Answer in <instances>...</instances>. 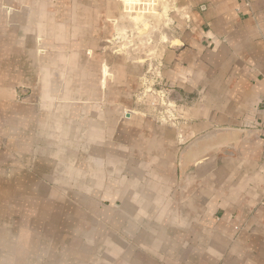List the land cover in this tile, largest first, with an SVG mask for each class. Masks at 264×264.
<instances>
[{
  "label": "crops",
  "instance_id": "0c3cea01",
  "mask_svg": "<svg viewBox=\"0 0 264 264\" xmlns=\"http://www.w3.org/2000/svg\"><path fill=\"white\" fill-rule=\"evenodd\" d=\"M172 1L180 107L135 110L67 48L80 16L54 7L71 0H0V180L19 186L0 195L66 196L89 229L99 214L91 264H264V0Z\"/></svg>",
  "mask_w": 264,
  "mask_h": 264
},
{
  "label": "rangeland",
  "instance_id": "374dc122",
  "mask_svg": "<svg viewBox=\"0 0 264 264\" xmlns=\"http://www.w3.org/2000/svg\"><path fill=\"white\" fill-rule=\"evenodd\" d=\"M116 1L117 5L107 6L100 0L56 4L55 10L80 16V24L74 26L78 35L70 36V42L65 39L67 48L71 51L72 41L76 49L85 48L82 52L85 59L82 60L87 62L93 78L102 75L104 87L114 84L115 77L125 83L121 88L127 90L123 101L126 107L135 110L178 109L180 105L173 97L172 88L166 85L164 61L167 47L183 30L185 13L179 12L178 5L172 0ZM83 14L91 17L86 22L90 26L86 30L90 36L82 37ZM69 54L72 56V52ZM28 158L22 160V167L12 166L13 169L35 174V158L31 161ZM48 170L51 171V166ZM12 183L22 184L21 188H36L35 181ZM18 187L0 180L1 192L14 191ZM70 200L66 196L52 198L2 193L0 264H91L90 250L95 258L101 246L93 242L83 255L80 253L84 251L82 244L89 243L91 238L105 236L108 229H101L99 214H92L91 229L85 226L81 219L83 214L68 206ZM86 248H89L88 244ZM93 262L99 264L98 260Z\"/></svg>",
  "mask_w": 264,
  "mask_h": 264
}]
</instances>
